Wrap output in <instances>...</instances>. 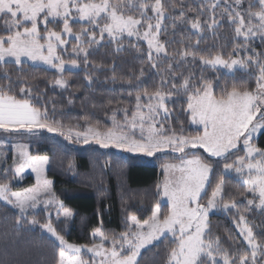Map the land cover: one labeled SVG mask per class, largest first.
Listing matches in <instances>:
<instances>
[{"label": "snow or ice", "instance_id": "1", "mask_svg": "<svg viewBox=\"0 0 264 264\" xmlns=\"http://www.w3.org/2000/svg\"><path fill=\"white\" fill-rule=\"evenodd\" d=\"M219 29L227 31L225 43L201 48L207 33L219 38ZM181 33L187 38L176 40ZM101 48L113 57L107 66L89 60ZM122 53L147 62L159 77L154 89L143 87V67L134 79L117 76L115 58ZM90 64L87 89L94 90L99 73L111 72L103 83L113 87L104 91H117L119 79V91L129 97L135 92V103L106 111L110 127L93 123L94 113L84 115L82 125L66 127L26 70L54 71L48 85L63 93L70 87L64 73ZM179 98L177 112L170 105ZM74 99L70 94L68 104ZM185 120L194 134L185 135ZM261 134L264 0H0V219H11L5 237L38 230V239L54 250L53 264H142L144 251L152 252V264H264V220L249 218L253 212L264 217ZM41 143H51L53 154L70 151L68 145L87 146L98 159L108 156L105 167L113 153L126 154L117 157L124 167L138 158L171 159L159 165L163 178L154 186L146 219L122 205V230L108 232L98 209L91 242L75 244L59 227L70 228L76 213L46 176L51 157L32 154ZM29 170L35 184L14 191L13 182ZM67 172L76 175L71 161ZM233 175L242 188L239 198L225 190ZM215 213L231 219L223 236L213 231ZM35 255V261L13 264H47L42 252Z\"/></svg>", "mask_w": 264, "mask_h": 264}, {"label": "trees", "instance_id": "2", "mask_svg": "<svg viewBox=\"0 0 264 264\" xmlns=\"http://www.w3.org/2000/svg\"><path fill=\"white\" fill-rule=\"evenodd\" d=\"M78 28L77 24L73 25L74 31H77ZM218 32L220 33L218 39L207 33L200 47H218L224 44L227 38V31L219 29ZM181 35L187 38L188 33L178 34L175 39L179 40ZM162 39H168V37L164 36ZM192 39H195V37L193 36ZM143 46L146 49V46ZM171 47H178V45H170L169 50H171ZM230 47L231 45L229 44L226 51L230 50ZM257 47L259 49V45ZM109 51L110 49L108 48H101L89 57L90 62H102L105 66L111 64L113 57L106 55ZM133 55L135 53H122L115 58L117 76H123L125 79L132 77L134 79L135 76L140 74V70L143 67L145 70V75L142 78L145 81L143 87L149 90L154 89L159 77L154 74V70L150 69L146 61L142 63L138 59H133ZM26 71L30 77L29 82L37 85L38 91L45 92L46 100L54 102L57 113L56 119L60 120L66 127L77 123L82 125L84 123L82 117L88 113H94L92 116L93 123L99 121L101 128L110 127L111 122L105 115L106 111L110 115L112 108L131 107L135 103V92H133L132 97H129L126 91H119L121 84L119 79L115 85L117 91H104V89L113 87L110 83H103L106 76L110 77L112 75L111 72L99 73V81L93 86L94 90L87 89L84 75L85 71H91V64L87 70H84L82 66L78 72L64 73L65 78L70 81V87L67 92L63 93L59 89L54 90L48 85V81L55 76L54 72H46L41 69H27ZM198 71L199 69H197V73ZM208 75L212 76L214 74L209 72ZM143 87L141 90H143ZM70 94L75 97L72 105L68 104ZM85 97H89V99L85 100ZM109 100L112 101L111 104L108 103ZM182 100L183 98H179L170 107L178 112ZM92 104H96L97 107L95 109L92 108ZM47 107L51 112L52 103H49ZM174 126L177 129L180 127L178 123ZM192 134H194V128L185 120V135ZM44 135L49 136L50 139L60 140L61 143H67L62 138L51 137L47 133H44ZM257 142L261 147H264V134L257 137ZM52 148L53 145L51 143H41L39 150L33 147L31 151L34 155L47 154L51 157L52 163L46 172V176L54 182L53 190L76 213L75 220L70 228H66L64 225L59 227L63 229L66 239L70 243L75 244H89L91 242V229L96 227L101 219V217L96 215L98 209L103 213V226L108 232L122 230V219L126 215V213L122 212V205L129 212L137 214L141 220L146 219L150 215L152 204L155 202L152 197L154 186L162 179L159 165L171 159V154L161 156L159 159H152L151 162H146L145 158H138L134 166L124 167L117 157L126 158V154L113 153L111 166L105 167L104 161L108 159V156L98 159L87 146L68 145V148L71 149L70 151L66 153L56 152L55 154H53ZM204 155L206 156V154ZM10 158L11 155L9 154L7 157L8 163ZM69 161L75 165L76 175L74 177L72 173L67 172ZM215 179H218V176L214 178V182ZM31 185V179H27L20 185L14 184L13 190L21 191ZM225 190L226 193L237 195L238 197V192L242 191V188H239L236 179L233 177L226 181ZM81 218H85L83 222ZM249 218L257 224L264 220V217L255 212L250 213ZM210 220L213 225V231L221 236L224 235L225 229L232 227L231 219L226 214L211 215ZM10 230L11 219L7 222L0 219V260L4 261V264H13V261H27L29 259L35 261L38 259L35 255L37 251L43 253L47 264H53L54 250L47 249L46 242L38 239V230L19 234L11 233L5 237V232ZM28 253H32V255L29 256ZM153 259L152 252H143L142 264H152Z\"/></svg>", "mask_w": 264, "mask_h": 264}, {"label": "rangeland", "instance_id": "3", "mask_svg": "<svg viewBox=\"0 0 264 264\" xmlns=\"http://www.w3.org/2000/svg\"><path fill=\"white\" fill-rule=\"evenodd\" d=\"M78 25V24H77ZM79 26V25H78ZM78 30H79V28H78ZM143 43V42H142ZM145 46H146V44H144ZM69 47H71V45H69ZM67 58V57H66ZM51 72H54V71H51ZM259 136V135H258ZM202 151V150H201ZM121 154H123V153H121ZM207 155V154H206ZM9 164H11V158H10V162H9ZM160 172H161V169H160ZM162 174V173H161ZM233 177L235 178V176L233 175ZM163 178V177H162ZM27 179H31V181H32V185L33 184H35V176H34V174L33 173H31V171L29 170V171H26L25 172V174H24V178L22 179V180H19V181H14L13 183L15 184V185H20V184H22V183H24ZM236 179V178H235ZM31 185V186H32ZM224 213H215V214H213V215H223ZM53 219L55 220V215L53 214Z\"/></svg>", "mask_w": 264, "mask_h": 264}, {"label": "crops", "instance_id": "4", "mask_svg": "<svg viewBox=\"0 0 264 264\" xmlns=\"http://www.w3.org/2000/svg\"><path fill=\"white\" fill-rule=\"evenodd\" d=\"M191 126V125H190ZM192 128H194L193 126H191Z\"/></svg>", "mask_w": 264, "mask_h": 264}]
</instances>
